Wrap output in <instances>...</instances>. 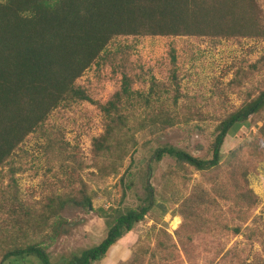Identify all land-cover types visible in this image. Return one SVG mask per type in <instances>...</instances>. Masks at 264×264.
<instances>
[{"label":"trees","instance_id":"1","mask_svg":"<svg viewBox=\"0 0 264 264\" xmlns=\"http://www.w3.org/2000/svg\"><path fill=\"white\" fill-rule=\"evenodd\" d=\"M262 1L0 0V264L100 263L152 211L167 213L147 180L134 208L97 209L107 227L97 246L58 263L48 249L89 213L109 177L120 175L121 195L130 189L124 180L142 131L194 124L201 133L206 122L214 129L205 156L179 147L180 139L152 152L155 163L172 160L164 173L184 195L174 213L181 222L172 235L159 228L146 236L131 264H264V205L251 219L260 198L248 178L264 161V49L252 61L242 55L206 97L183 92L192 74L183 60L189 76H182L173 47L156 64L133 53V42L146 37L263 41ZM234 92L241 101L230 111L223 96ZM250 117L263 140L224 156L228 132ZM193 171L203 182L190 186Z\"/></svg>","mask_w":264,"mask_h":264},{"label":"rangeland","instance_id":"2","mask_svg":"<svg viewBox=\"0 0 264 264\" xmlns=\"http://www.w3.org/2000/svg\"><path fill=\"white\" fill-rule=\"evenodd\" d=\"M261 5L264 9V0ZM195 39L196 40L190 38L164 39L146 37L133 42V53L136 57H141L151 64H156L158 59L162 55L164 57L168 54V50L173 47L175 54H178L180 64H182L181 61L184 60L183 64H185V68L192 74V79L185 80L186 82L184 81V83H182L185 87V91L183 92L187 93L190 91L193 93L198 90H203V97H206L210 93V89L215 88V85L219 81V90L222 85L227 83L232 76L231 65L238 62L242 55H245V53L250 54L249 59L252 61L262 53L264 49V40H243L240 44L236 45H228L224 42L213 45V43L210 42L211 40L203 38ZM189 53L194 54V60L190 58ZM183 64L181 70L182 76L188 77L189 72L183 70ZM91 74V70H89L83 76H91ZM262 81H264V73ZM234 93L235 95L227 94L223 96L224 99L228 100L227 106L231 109L230 111L234 110L241 101L240 97L237 96L239 94L236 92ZM251 119L252 117L243 124L238 125V127L233 126L228 132L221 148V153L224 156L227 152L236 149L243 143L263 140L256 129L259 123H256L254 120L251 121ZM193 127L194 124L189 126L178 125L154 136L147 134L146 130L142 131L141 134L138 135L139 145L136 153L133 155L134 165L131 168L132 174L124 180L126 184L131 185L130 189L126 191L125 194L121 195V187H119L120 175L109 177L105 183V189L101 190V192H97L93 198L92 209H90L89 213H80L78 221L71 226L68 225V228L63 230V234L60 235L57 244L48 249L51 255V262H61L68 259L71 255H78L83 250L97 246L107 233V227L104 224V220L99 216L97 209L112 208L124 210L126 208H134L139 201L143 200L144 194L142 184L144 185L145 182L146 185V180L152 187L153 196H155L154 204L162 202L167 208V213L161 215L159 210L152 211L151 214L145 218V221L136 224L131 232L123 235L118 242L108 250L104 259L98 264H131L134 251L146 236L159 228H164L172 235L181 222L180 218L174 213L184 195L176 190L165 176L164 172L166 165H172V160L168 157H164L160 162L155 163V160L151 159V156L156 147L159 148L163 146L161 143L165 140L169 143H176L178 139L183 143L177 142L176 144L179 147L184 148L186 146L185 143H187V151L191 152L192 155L200 157L205 156L208 152V146L213 140L211 132L214 129V124L209 122L200 124L201 133L194 131ZM98 131L99 129L97 128L94 132ZM198 144L202 146V149L199 150L196 148ZM150 147L151 149H149ZM207 158H210V153ZM128 164L129 161L127 160L122 171L128 167ZM148 165L152 168L151 172H149L147 168ZM143 171L145 177L146 172L149 174L147 179H145V177L142 179L140 178L139 172ZM248 178L250 188H252L254 193L260 198V206L253 212L251 216L252 219L260 215L262 206L264 205V161L258 165L257 172L255 174H250ZM198 182H203L202 176L200 173L193 171L189 185L192 186ZM24 183L27 185V180H25ZM204 186H207V184H204ZM75 214L77 215V213ZM175 219H178V223L173 225ZM251 219L246 222L248 225H250ZM244 225L245 224L241 226ZM46 234H48V231H46ZM242 239V235H238L231 239L226 245V249L230 247L234 241ZM150 242V245H152V239H150ZM180 256L183 258L184 254L180 253ZM34 261L35 260L28 259L26 264H34L36 262Z\"/></svg>","mask_w":264,"mask_h":264},{"label":"bare ground","instance_id":"3","mask_svg":"<svg viewBox=\"0 0 264 264\" xmlns=\"http://www.w3.org/2000/svg\"><path fill=\"white\" fill-rule=\"evenodd\" d=\"M177 223H178V219H175L174 222H173V225H175Z\"/></svg>","mask_w":264,"mask_h":264},{"label":"clouds","instance_id":"4","mask_svg":"<svg viewBox=\"0 0 264 264\" xmlns=\"http://www.w3.org/2000/svg\"><path fill=\"white\" fill-rule=\"evenodd\" d=\"M131 231H132V230H131ZM131 231H130V232H131ZM128 233H129V232H128ZM117 242H118V241H117ZM117 242H116V243H117ZM116 243H115V244H116ZM115 244H113L112 246H114ZM112 246H111V247H112ZM111 247H110V248H111ZM110 248H109V249H110ZM107 252H108V251H107Z\"/></svg>","mask_w":264,"mask_h":264}]
</instances>
